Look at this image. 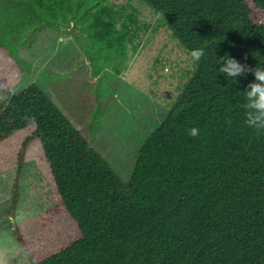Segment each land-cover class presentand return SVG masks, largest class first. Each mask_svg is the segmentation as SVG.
Wrapping results in <instances>:
<instances>
[{
    "label": "trees",
    "instance_id": "obj_1",
    "mask_svg": "<svg viewBox=\"0 0 264 264\" xmlns=\"http://www.w3.org/2000/svg\"><path fill=\"white\" fill-rule=\"evenodd\" d=\"M108 1L0 0V91L13 92L22 73L17 49L26 33L71 28L97 78L65 94L69 78L51 70L43 76L51 87L60 83L55 96L65 107L101 108L142 30L136 13L122 16ZM142 1L163 15L172 43L188 55L203 48L205 56L182 71L179 93L127 181L37 83L0 101V146L21 137L9 215L34 144L55 189L46 213L14 223V238L30 249L31 264H264V133L244 126L242 107L254 77L229 78L217 64L228 54L264 66V0ZM191 128L199 135L191 137Z\"/></svg>",
    "mask_w": 264,
    "mask_h": 264
},
{
    "label": "rangeland",
    "instance_id": "obj_2",
    "mask_svg": "<svg viewBox=\"0 0 264 264\" xmlns=\"http://www.w3.org/2000/svg\"><path fill=\"white\" fill-rule=\"evenodd\" d=\"M108 3L122 16L136 13L142 30L134 58L131 57L129 67L119 75L117 89L112 97L104 99L101 108L88 111L84 104L74 105L75 101L65 107L55 96V92L61 91L60 83L51 87L43 76V71L51 70L60 73L64 80L69 78L70 82L64 83L65 94L79 83L97 78L89 76L85 56L71 28L58 33L45 28L34 35L31 31L24 35L17 49L22 73L12 83L13 92L0 91V101L29 83H37L52 96L72 125L82 127L83 135L108 162L112 172L127 181L138 150L178 95L182 71L194 67L191 56L172 43L162 14L154 12L142 0H109ZM42 38L44 43L40 41ZM128 51L133 56L130 45ZM19 138H11L0 146V264L32 263L30 249L23 248L14 238V223L43 215L53 206L55 189L47 164L34 144L25 154V164L18 177L17 205L13 215H9Z\"/></svg>",
    "mask_w": 264,
    "mask_h": 264
},
{
    "label": "clouds",
    "instance_id": "obj_3",
    "mask_svg": "<svg viewBox=\"0 0 264 264\" xmlns=\"http://www.w3.org/2000/svg\"><path fill=\"white\" fill-rule=\"evenodd\" d=\"M190 56L192 61L198 64L201 58L205 56V51L203 48H195L190 51ZM217 64L220 65L218 71L229 78L237 80V77H247L249 74L254 77L242 92L245 99L242 105L244 110L243 124L257 135L264 133V66L259 64L249 66L246 63H240L228 54L217 59ZM25 119L35 122L34 117H25ZM228 123L231 122L228 121ZM188 134L191 137H196L199 135V129L191 128L188 130Z\"/></svg>",
    "mask_w": 264,
    "mask_h": 264
}]
</instances>
